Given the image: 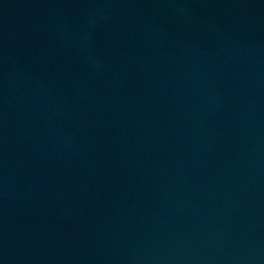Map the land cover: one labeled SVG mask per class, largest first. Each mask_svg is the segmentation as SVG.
Instances as JSON below:
<instances>
[{
    "label": "water",
    "instance_id": "obj_1",
    "mask_svg": "<svg viewBox=\"0 0 264 264\" xmlns=\"http://www.w3.org/2000/svg\"><path fill=\"white\" fill-rule=\"evenodd\" d=\"M264 22V0H0V203Z\"/></svg>",
    "mask_w": 264,
    "mask_h": 264
}]
</instances>
